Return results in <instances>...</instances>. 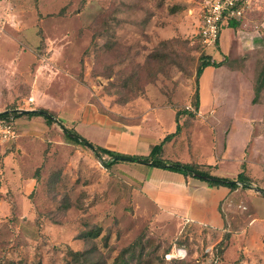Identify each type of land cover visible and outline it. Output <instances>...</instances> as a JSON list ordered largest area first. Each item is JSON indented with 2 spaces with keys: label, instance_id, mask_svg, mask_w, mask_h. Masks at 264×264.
I'll return each mask as SVG.
<instances>
[{
  "label": "rangeland",
  "instance_id": "374dc122",
  "mask_svg": "<svg viewBox=\"0 0 264 264\" xmlns=\"http://www.w3.org/2000/svg\"><path fill=\"white\" fill-rule=\"evenodd\" d=\"M204 1L0 0V112L42 108L68 129L84 118L99 123L98 114L112 122L109 145L123 152L131 145L125 136L135 130L128 126L141 113L138 102L162 97L181 118L199 120L215 136L216 109L199 113L193 106L199 58L211 54L197 35ZM259 45L244 54L245 63L232 52L226 56L222 65L236 73L226 77L223 98L230 109L240 106L243 84V96L251 94L252 126L264 142ZM15 51L28 56L22 78L8 69L12 60L5 53ZM29 81L47 88L46 94L35 91L31 105L21 103L33 97ZM164 120L171 123L168 112ZM230 125L222 124L223 137ZM14 126L20 135L0 144V264H264V227L256 230L251 222L252 208L264 221V197L252 188L228 200L222 229L179 225L141 195L140 172L129 163L106 169L87 146L68 141L57 123L44 132L34 125L33 133ZM86 131L80 134L88 141L104 142ZM70 251L84 258L75 260Z\"/></svg>",
  "mask_w": 264,
  "mask_h": 264
},
{
  "label": "crops",
  "instance_id": "0c3cea01",
  "mask_svg": "<svg viewBox=\"0 0 264 264\" xmlns=\"http://www.w3.org/2000/svg\"><path fill=\"white\" fill-rule=\"evenodd\" d=\"M239 23L241 24L236 28L228 25L222 29L216 51H214L215 49L208 50L211 52L212 60L223 63L226 56L229 57L228 54L230 55L232 52L231 57L233 59L245 63L246 61H243L244 54L259 48L260 43L263 44L260 28L264 31V0H253L250 10ZM253 27H259V29L250 31ZM243 29L248 30V32L242 31ZM239 33L243 36H239ZM245 47L251 50L244 51ZM1 54L2 51H0V60ZM5 56L12 60L8 63V69L13 71L14 76L22 78L26 74V67H28L26 53L15 51L5 53ZM0 68L3 69L1 64ZM230 73L235 74L236 72L230 71L224 65L219 67L207 66L198 78L199 103L196 110L199 113H205L210 108L216 109L214 112H218V115L216 114L214 117L215 122L219 124L216 135L212 136L211 132L199 120L187 121V115L184 114L181 118L180 134L170 139L163 146V158L170 162L195 163L199 166L209 167L211 168V175L228 179H234L239 172L244 170V174L253 180V187L264 190V142L260 132L252 126L255 118L250 109L251 94L245 92L243 96L245 87L239 83L237 98L240 106L230 109L226 105V99L223 98L225 93L224 82ZM237 74L242 78L240 72ZM28 84L32 88L30 81ZM46 90L47 88L41 89V87L34 85L30 89L33 97L29 98L34 100L35 91L39 94H46ZM44 101L46 102L47 99ZM58 102L62 103L61 100ZM137 106L141 113H138L137 124L128 126L129 129L135 128V130L129 136H125L131 141V145L128 150L123 152H117L109 145L110 136L115 133L111 129L112 122L105 119L101 120V116L98 114L95 117L99 123H89L84 118L72 130L80 136H82L81 130L84 129L87 130L86 132L99 134V137L104 138V142L100 143L89 140L93 145L105 147L118 154L146 157L154 145L159 144L167 134L175 131L176 110L170 107L168 100L162 97L154 98V100H140ZM186 106H190V104ZM62 107H64L63 103L60 105V108ZM225 108L227 110L226 115L224 114ZM22 110L33 111L36 109L31 107ZM17 112L19 113V110ZM166 112L169 113L171 123L164 120ZM191 112H194L193 108L189 111V113ZM225 122L231 125L223 137L219 130ZM13 124H17L19 129L24 132L31 131L32 133L35 130L34 125L38 126L41 132L47 130L49 125L43 117H28L21 114L16 121L13 120ZM23 126L26 127L22 129ZM16 131L18 137L20 133L18 129ZM123 135L125 134L120 133L121 137ZM129 164L130 167H134L140 172L141 178L137 180V184H139L138 188L141 195L155 207L158 213L174 218L179 225L188 224L217 230L222 229L224 227L222 212L227 210L228 200L242 193L239 192L240 188L231 191L223 186L209 187L203 181L184 177L181 173L164 168ZM252 213L254 217L251 222L254 224V228L256 230L262 229L264 221L258 219L256 209L252 208ZM257 224L261 225L260 229L256 227Z\"/></svg>",
  "mask_w": 264,
  "mask_h": 264
},
{
  "label": "trees",
  "instance_id": "16d2710c",
  "mask_svg": "<svg viewBox=\"0 0 264 264\" xmlns=\"http://www.w3.org/2000/svg\"><path fill=\"white\" fill-rule=\"evenodd\" d=\"M239 21H231L229 23V27L236 28L238 27ZM199 37V36H198ZM200 39V38H199ZM262 47L264 50V33L262 35ZM201 44V41H200ZM202 46V44H201ZM203 48V47H202ZM222 65V62H215L211 59L210 55L208 54H202L199 58V64L195 71V79L198 80L200 77L203 69L207 66H214L219 67ZM263 85V81L261 79L258 81L257 85L254 87V97L259 94L261 91ZM199 103V93L198 88H195L194 95H193V106L194 109H197ZM42 112L47 113L49 116H43ZM28 117L36 116V117H43L45 122L47 124H53L57 123L59 127L61 128L64 137L70 141L72 144L76 145H82L87 146L89 149L92 150L95 157L99 160H101L102 165L106 169H110L112 166L118 163H134V164H142L147 165L151 167H158V168H164L170 171L178 172L183 174L184 177H191L198 179L200 181L205 182L209 187H227L231 191L236 190L238 187L240 189L246 190L250 189L254 182L251 178L247 177L244 174V170L239 172L234 179H228L223 177H217L214 175H211V168L199 166L195 163H182L179 161L170 162L163 158V146L166 142H168L170 139L175 137L176 135L180 134L181 132V112L179 110H176L175 112V131L173 133L167 134L163 140L157 144L154 145L149 154L146 157H134L130 155L125 154H118L114 151H111L105 147H101L98 145H93L91 142L80 136L78 133H76L72 129H68L64 127L60 121L56 119L54 114L46 109H36L34 111L29 112L26 114ZM14 116V117H12ZM20 114L17 112L16 107L13 109H10L9 111L1 112L0 113V119L7 120L12 122L15 117H19ZM12 117V119H10ZM109 157V160H102L103 156ZM261 194L262 197H264V190L257 188ZM223 216V214H222ZM70 255L75 260H81V258H84V252H78V251H70Z\"/></svg>",
  "mask_w": 264,
  "mask_h": 264
},
{
  "label": "built area",
  "instance_id": "2783aa9c",
  "mask_svg": "<svg viewBox=\"0 0 264 264\" xmlns=\"http://www.w3.org/2000/svg\"><path fill=\"white\" fill-rule=\"evenodd\" d=\"M253 0H205L200 9V19L197 35L204 50H214L218 44L222 29L231 21H240L250 10ZM21 103L32 104V98H27ZM21 105L16 110H22ZM186 111H191V106H185ZM12 119V117H10ZM17 137L13 121L0 119V144L9 143Z\"/></svg>",
  "mask_w": 264,
  "mask_h": 264
},
{
  "label": "water",
  "instance_id": "95a60500",
  "mask_svg": "<svg viewBox=\"0 0 264 264\" xmlns=\"http://www.w3.org/2000/svg\"><path fill=\"white\" fill-rule=\"evenodd\" d=\"M32 110H19V114H21V115H26V114H28L29 112H31ZM34 111V110H33ZM42 115L43 116H49L47 113H45V112H42ZM253 190H255V191H257V192H259V190L257 189V188H255V187H251ZM260 193V192H259Z\"/></svg>",
  "mask_w": 264,
  "mask_h": 264
}]
</instances>
